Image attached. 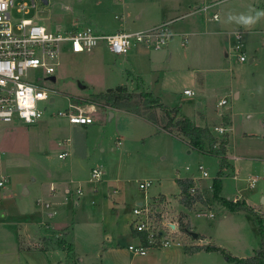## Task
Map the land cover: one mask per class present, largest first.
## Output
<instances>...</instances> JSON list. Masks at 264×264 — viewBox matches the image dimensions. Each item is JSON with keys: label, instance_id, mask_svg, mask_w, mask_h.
<instances>
[{"label": "rangeland", "instance_id": "obj_1", "mask_svg": "<svg viewBox=\"0 0 264 264\" xmlns=\"http://www.w3.org/2000/svg\"><path fill=\"white\" fill-rule=\"evenodd\" d=\"M45 1L33 0L34 5L30 6V0H14V7L21 2L25 6L18 13L12 9L11 16L30 19L51 30L89 26L105 33L136 31L160 23L169 33H188L184 49L179 46L178 52L179 58L186 52L190 56L183 63H162L150 72L146 60L126 64L123 55H113L101 45L86 53L72 54L62 44L54 81H40L53 98L42 117L33 124L17 120L0 123V213L4 214L0 222L4 223L10 241L15 242V232L22 228L28 229L29 237H36L35 240L46 236L44 223L50 217L43 212L51 211V204L42 208L39 201L46 202L48 180L63 169L66 178L71 179L67 183L70 191L66 194L64 215L68 225V235L64 237L70 242L71 251L55 247L24 249L17 252V264H235L232 258L250 256L260 245L257 224L250 212L231 211L220 200V196L226 197L221 185L231 189L228 197L234 195L228 179L231 172L223 167L217 176V157L207 152V143L204 141L203 151L199 152L185 143V137L182 141L164 132L160 127L165 121L163 111L151 106L148 98L136 95L130 101L116 102L113 107L111 101L97 100L93 95L125 84L130 91L124 89V93L148 91L166 107L178 108V116L190 121L197 119L199 113H207L226 128L224 134L229 133V153L244 157L236 186L245 199L244 205H250L255 213L261 209L259 216L264 222V17L251 26L228 21L230 14L239 16L249 14L250 9L264 10V0H210L214 5L207 10L201 9L205 0ZM123 2L130 6L125 18ZM212 13L217 14V19L211 18ZM188 21L194 22L193 30H189ZM236 31L242 33L240 51L232 49ZM171 39L177 44L182 36ZM240 52L244 62L236 59ZM183 88L193 90L194 94L183 95ZM234 92L238 94L236 99ZM220 98L226 101L225 105L217 106ZM70 102L91 111L93 121L84 130L69 125L56 114ZM226 109L229 111L225 112ZM109 111H114L110 118ZM213 132L210 131L212 136H220ZM65 139L68 142L63 144ZM59 151H66L63 159L57 158ZM232 159L227 161L231 163ZM198 165L206 172L205 179L196 181L209 201L204 212L213 217H196L189 212L185 221L182 216L179 218L200 239L205 238L218 249L182 252L184 258L178 254L166 256L153 248L143 256L131 254L126 247L134 238L126 216H130L133 199L159 191L176 194L174 179L197 178ZM99 167L103 170L101 179L88 182L91 168ZM247 175L258 177L255 187H246ZM219 177L218 200L213 197L212 182ZM141 180L152 183L142 191L137 188ZM76 189L81 193H76ZM113 189L117 194H112ZM171 200L170 210H175ZM54 235L48 234V238L56 240ZM56 236H61V231ZM175 241L181 246H175ZM197 242V238H190L178 227L177 235L171 237L166 247L177 250Z\"/></svg>", "mask_w": 264, "mask_h": 264}, {"label": "built area", "instance_id": "obj_2", "mask_svg": "<svg viewBox=\"0 0 264 264\" xmlns=\"http://www.w3.org/2000/svg\"><path fill=\"white\" fill-rule=\"evenodd\" d=\"M30 1V6H33V0ZM24 6L25 2L14 7V0H0V123L17 120L23 124H33L42 117L47 105L53 101L51 91L42 83L54 77L62 44L72 54L86 53L101 45L113 55H125L136 46L160 49L171 36L164 24L145 30H117L113 33L96 32L89 26L51 30L30 19L12 18L11 10L18 13ZM207 7L205 5L201 9ZM217 17L216 13H212V19ZM241 34L239 31L233 34L235 44L232 49L235 51L241 49ZM236 59L238 62L245 61L243 52L238 53ZM31 70L34 72L29 75ZM182 93L192 94L189 89H184ZM225 103L224 99H220L217 106ZM90 112L70 102L64 111H57L56 114L63 116L68 124L87 125L92 123ZM225 130L221 126L212 128L218 134H223ZM66 142L68 139L62 141L63 144ZM65 156L66 151L57 154V158ZM197 171L200 177H206L201 165L197 166ZM102 174L101 168H92L89 172L90 179L94 181H99ZM2 183L0 180V186ZM149 184V181H143L137 184V188L143 191ZM197 191L194 185H190L187 188L188 197H194ZM76 193L80 194L81 191L76 189ZM161 201L159 196L151 200L144 198L132 207L129 227L134 242L126 247L131 254L143 256L148 249L160 250L170 244L173 235H177L178 223L166 220L157 210ZM256 213L261 215L260 211ZM174 245L181 246L179 241H175Z\"/></svg>", "mask_w": 264, "mask_h": 264}, {"label": "crops", "instance_id": "obj_3", "mask_svg": "<svg viewBox=\"0 0 264 264\" xmlns=\"http://www.w3.org/2000/svg\"><path fill=\"white\" fill-rule=\"evenodd\" d=\"M205 5H208V7L205 9V10H207L208 8H210L211 6L214 5V2L210 1V0H205L203 2L202 6H205ZM121 7H122V12H123V15H124V18H125V17L128 16V8L127 7H130V6H129V4L127 2L126 3L123 2V3H121ZM187 7H190V6H187ZM195 7H197V6H195ZM188 15H191V14L188 13ZM139 17H140L139 15H135V19H139ZM159 24L156 23V24H153V25H150V26H145L143 28H139L137 30L150 29V28H152L154 26H157ZM188 28H189V30L190 29L193 30L194 29V22L188 21ZM189 33H192V31H189ZM170 34H171V36L168 39L167 44L165 46L161 47L160 49L153 50V49L144 48L142 46H136V47L131 48L125 55H123L125 63L128 64L129 62H132L133 60L134 61H137V60L141 61L143 59V60H146L147 68L149 69V71L150 72H155L156 68L158 66H161L162 63L173 62V64H175V63H178V62L179 63L185 62V59H187L190 56V54H188V52H186V53L182 54L180 56V58H179V55L181 53L178 52V50H179L178 48L180 46V47H183L182 49H184L185 46H184L183 42L184 41L187 42L185 36L188 35V33L183 32V31H173V32H170ZM172 36H177V37L182 36V39H181V41H179V43L176 44L174 39L173 40L171 39ZM263 44H264V42H263ZM147 52H149V53H147ZM249 61H252V59L249 58ZM129 73L131 74V71ZM103 80H102V82H103ZM156 80H157V78H156ZM116 86H122L126 90L130 91L126 87L125 84L116 85ZM114 87H107V88L103 89L100 92H104L105 90L111 89V88H114ZM184 89H188V88H183L182 91ZM189 90L192 92V94H194L193 90H191V89H189ZM199 90H200V88L198 89V91ZM186 96H189V95H186ZM233 97L236 99L238 97V94L236 92H234L233 93ZM220 99H223V98H220ZM200 104L201 103H198L197 105H200ZM228 111H229V109L225 110V112H228ZM113 112L114 111H112V112L109 111L108 112V114H109L108 117L109 118L113 116ZM115 112H118V113L120 112L121 113L122 111H118L117 110ZM122 113H126V112H122ZM128 115H131V114H128ZM132 116L137 117L135 115H132ZM191 122L195 126L206 127L210 131L212 130V128L214 126H221L222 127L221 124L215 123L214 119H212L211 116L207 115V113H204V112L199 113V116H197V119L193 118ZM152 124L157 125L156 123H152ZM163 124L160 126L161 129H162ZM69 125H71V124H69ZM225 125L228 126V122H225ZM71 126H74V127L76 126V128H78V130H84L83 127H85L86 125L72 124ZM227 129H229V131H230L232 129V126L230 125ZM173 131H174V133H173ZM164 132H166V131H164ZM168 133H171L170 135H172V136L179 137V139L182 140V141L186 140V139H183L181 133H179L175 129H171V132H168ZM228 135H229V133H227V134L223 133V134H220V136H218V135L213 136L215 139L217 137V138H222V139L226 140L225 152H224V156H225L226 160H225V165L223 167H228V169L230 170L231 175H230V177L228 176V179L230 181L229 185L232 184V189H234L233 197H228L229 196L228 192L231 189L228 187V185L226 187H224V188L221 185V189L224 192V196H226V197H223L222 191H221V195L222 196H220V197L225 199V200L231 201V202H239V203H244L245 204V199H243V196L239 193V189L236 186V182L239 180V173H240L239 169L241 168L240 162L243 160L242 158H244V157H241V156L235 154L234 152L229 153V151H228V149H229ZM244 135H245V133L243 132V136ZM219 141L220 140H216V142L214 143V145H213L214 149H216L218 147V142ZM186 142H187V140L185 141V143ZM119 144L120 143L118 142V145ZM60 152H62V151H59L58 153H60ZM57 154H56V156H57ZM229 156L233 157L231 163H229L227 161V159L230 158ZM58 159H63V158H58ZM217 163H218V169L216 171V174H217V172L219 170V160H218V158H217ZM99 168H101V167H99ZM222 168H221V170H222ZM187 169H188V167H185V170H187ZM221 170L219 171V174H220ZM62 171H63V169H58V171H56L57 173L54 175V177L50 178L48 180V182H47L46 192L44 194L45 198L47 200H46V202L45 201L44 202L47 203L46 208H48L50 206V204H51V211H47V212H43V213H44V216L50 217V220H47L44 223L45 224L44 228L46 230L45 232L47 234H46V236L42 237L40 241L39 240H35L36 237H34V238L29 237L30 236V231L28 229H25V228L18 229L15 232V238H14L15 242H14V240L10 241L9 236L7 235L6 230L3 227L4 223H2V221L0 222V264H17V261H16V258L18 257V255H17L18 253L17 252L22 251L24 249H30V248L36 249V248H39L41 250H45L47 247L59 248V247H57L55 245V241L58 240V239L59 240H63L65 244H70V242L65 241L66 238L64 237L65 234L68 235L67 234L68 233V231H67L68 225L65 224V216L64 215L66 214L65 213V211H66V207L65 206H66V201H67L66 194L70 191V188L68 187L67 183H70L71 179L70 178H66V175H64ZM205 178L206 177H204V178L200 177L199 173H198V177L197 178H194V177L178 178V179H190L192 181V185H194L197 188V190H198L196 195H198L201 198V200H202V201L201 200L194 201L189 207H185V206H183L180 203L179 198L181 196V193H180V190H179L177 185H176L177 186V193L176 194L169 195V194L162 193V192L159 191V192H157L155 194H151V196L150 195L148 196L147 194L145 196V194H144V195L141 196V199L146 198L147 200H151V199H155L158 196L161 197L162 201L158 205L160 207H158L157 210L159 211V213H161V215H164L163 217H165L166 220H169V221H172V222L178 223V220H179L178 218L181 217V216L183 217L182 218L183 221H185V219L188 216L189 212H193L196 217H200V216H204V215L207 216L208 214H211L212 215L211 217H208V216L207 217L208 218H212L213 217L212 213H207L206 214L204 212L205 208H209V201L204 196L202 190L200 189V187L196 183V181L203 180ZM89 179H88V182L92 181V179H90V180ZM219 180L221 182V178L220 177H219ZM257 180H258V177L256 175H254V176L253 175H247V177H245L246 187L249 188V189L255 187V185L257 183ZM143 181H149L150 182L149 186L152 183L151 180H141L138 183L143 182ZM51 187H52V190H50ZM111 192L114 195L117 194L116 189H113ZM170 197H173V198H170ZM141 199L139 197L134 198L133 199L135 201L134 204L135 203H139L138 201H140ZM171 199H173V200H171ZM169 200H171V202H173V205L176 208L175 210H170L172 207L168 204ZM40 201H43V200H40ZM40 201H39V206L44 208L45 207L44 203H41ZM48 203H49V206H48ZM176 206L178 207V210H177ZM246 206L249 207L251 210L253 209L248 204ZM260 210L261 209L258 208V209H256V212H258ZM0 216L2 217V216H4V214L2 215V213H0ZM130 219H131V212H130V216L129 215L126 216V220H127L126 224H127V226H129ZM59 231H61V236H56L57 232H59ZM51 233L55 234L54 236L57 238L56 240L48 238V234L50 235ZM202 239L204 241L203 243L200 241V239H198L197 243H191V244L189 243L185 247H192V246H200L202 244H209V243L206 242L205 238H202ZM9 245H11V248H8ZM182 247H180L177 250H174V248H171V247L170 248L164 247L163 249H160L158 251H160V252L163 251L164 255H166V256L171 255V254H178L180 256V258H184V254L182 253L183 252V248ZM59 249L64 250V248H59ZM9 251H11V252H9ZM74 253L76 254L77 252L75 251ZM74 253H73V255H75Z\"/></svg>", "mask_w": 264, "mask_h": 264}, {"label": "trees", "instance_id": "obj_4", "mask_svg": "<svg viewBox=\"0 0 264 264\" xmlns=\"http://www.w3.org/2000/svg\"><path fill=\"white\" fill-rule=\"evenodd\" d=\"M124 87L122 86H115L114 88L107 89L104 92H99L93 95L94 99L97 100H104V102L111 101V106L116 107L117 103L120 102V100H132L136 95L139 97L148 98V102H150L151 106H154L156 108H159L163 111L165 122L162 126V129L166 132H171V129H175L183 137L187 139V145L195 149L199 152L203 151L204 141L208 145L207 152L211 155H214L219 160V170L217 172V176L219 174V171L221 168L225 165V158H224V152H225V144L226 140L221 139L218 142V147L216 149L213 148L214 143L216 142V139L212 136L209 129L206 127H198L195 126L190 120L187 118L178 116V108H168L162 103L158 101L157 98H155L150 92L145 91L143 89H139L138 94L126 92L124 93ZM117 102V103H116ZM174 182L178 186L181 196L179 198L180 203L185 206L189 207L194 201L201 200V198L198 195H195L194 197H188L187 195V188L192 185V181L190 179H174ZM212 186L214 188L213 191V197L217 198L219 200L218 192L220 189V181L218 178H215L212 182ZM220 200L225 203V205L231 210V211H240L244 210L247 212H250L257 224V229L260 232V245L258 248L254 249L252 254L245 258H232L235 262V264H264V222L261 220V217L253 212L249 207L244 205V203L239 202H231L225 199L220 198ZM202 201V200H201ZM178 227L179 229L186 233V230H190L187 224L183 223L181 219L178 220ZM197 239H200L199 235H197ZM55 245L59 248H64L67 252L71 251L70 244H65L63 240H56ZM203 248L204 250H214L218 249L213 244H202L200 246H192V247H185L183 246V252L184 253H190L192 251H197L199 249ZM227 258H230L229 256H226Z\"/></svg>", "mask_w": 264, "mask_h": 264}, {"label": "clouds", "instance_id": "obj_5", "mask_svg": "<svg viewBox=\"0 0 264 264\" xmlns=\"http://www.w3.org/2000/svg\"><path fill=\"white\" fill-rule=\"evenodd\" d=\"M261 17H264V10L250 9L249 14H240L239 16L230 14L228 16V21L229 22L234 21L244 26H251L257 23Z\"/></svg>", "mask_w": 264, "mask_h": 264}, {"label": "water", "instance_id": "obj_6", "mask_svg": "<svg viewBox=\"0 0 264 264\" xmlns=\"http://www.w3.org/2000/svg\"><path fill=\"white\" fill-rule=\"evenodd\" d=\"M43 2L46 3L45 0H43ZM50 80H51V81H54V77L51 76V77H50ZM81 87H82V86H81ZM50 100H51V98H50ZM138 204H139V203H138ZM185 232H186V234L189 235L192 239H196V238H197V233H195L194 231L186 230ZM200 241H201L202 243L204 242L203 239H200Z\"/></svg>", "mask_w": 264, "mask_h": 264}]
</instances>
